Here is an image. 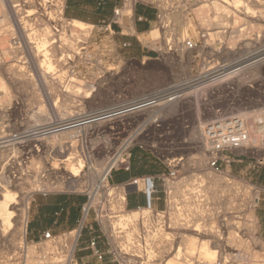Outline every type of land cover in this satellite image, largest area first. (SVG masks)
<instances>
[{"label": "rangeland", "instance_id": "1", "mask_svg": "<svg viewBox=\"0 0 264 264\" xmlns=\"http://www.w3.org/2000/svg\"><path fill=\"white\" fill-rule=\"evenodd\" d=\"M13 1L15 2L12 4L10 0H0V80L4 83V86L0 88L2 91V94L0 93V174L11 176L13 179L11 184L18 186L20 196L10 202L11 207L17 206L16 213L11 214L10 223L2 222L5 214L0 212V264H53L57 262V254L53 251L51 241L42 239L39 242H34L27 240L25 236L32 199L37 194H43V191L48 193L58 191L82 193L87 189V185H94L98 181V175H102L103 172H100L99 169H103L106 163L104 158L109 147H117L123 140L133 137L134 139L130 142L133 146L132 152L134 150L136 152L138 150L149 151L156 157L157 149L152 148V145L157 144L163 150H161L162 152H166V145L170 140L156 141L154 137L161 133H172V131L174 138L177 139L175 143L178 144L177 149L173 150V154L184 156L175 183L185 178L189 179L183 188V199L191 207L192 204L196 205L201 217L198 221L199 231L193 230L197 227L193 225V220L188 224L183 220L181 226L177 228L178 230L173 228L171 221L169 229L172 233L169 236L170 241H167L170 246L165 250L166 258L173 259L182 254L186 258L182 264H207L205 249H210V251L215 249L212 261H207L208 264H216L217 261L222 262L221 264H228V262H230L229 264L235 262L236 264H264V224L259 219V212L264 211V167L257 163V159L264 158V153L248 158L238 151L236 152V161L220 173L205 169L207 163V156H205V164L199 168L195 162L202 154L205 155L204 150L190 149L187 146H191V144L189 145L181 139H186L188 142L197 141L199 139L198 123L209 116L208 114L199 116L200 111L196 110L197 113L186 116L195 124L190 131L183 129L180 120H170L179 111V107L172 106L162 112L164 118H169L162 127L145 123L122 126L117 123L100 122L81 129L72 128L68 131L61 130L49 134L41 132L42 126L58 123L60 117L64 116L59 115L57 109L71 110L69 112L76 117L82 113L110 106L119 100L143 96L174 79H181L192 72L199 71L204 63L206 64L204 59L216 53L215 49L219 47V40L229 43L232 37L230 28H236L237 55L242 57L247 42L252 47L258 39L264 40V0H241L238 7H234L237 0H141L139 3L149 2L158 12L157 21L153 23L152 29L161 31L160 36L153 40H145L144 36H141L145 44L150 42L149 44L157 50V57L126 61H114L119 53L124 52L120 49L122 44L119 46V43L101 25L78 19L87 23L83 27L89 31L85 34L78 33L72 27L74 18L67 16L66 10L63 16L59 15L58 17L62 20L61 25H56L55 22H50L49 19L52 16L48 13V16L46 15L44 7H36L34 2L25 4L24 0ZM215 4H218V7H225V9L216 10ZM12 5H16L17 8H13ZM200 8H203L202 15L197 13V9ZM3 12L10 16V21L3 16ZM15 12H18L20 16L14 17ZM201 16H206L207 22L202 24ZM17 19L21 23L24 22L21 27L18 26ZM225 19L228 20L224 21L228 25L221 24V20ZM131 21L125 13L119 18V25L123 27L124 32L133 31V27L130 25L133 21ZM223 27L227 30L226 32L219 30ZM49 30L52 31L50 34L57 32L52 42L57 43L55 48L58 49L54 48L55 50H53V47L50 46V50L44 51L43 48H38V42ZM203 31L211 32L209 36L211 38L207 36V39L204 40L201 35ZM218 31L223 34H219ZM42 34L43 36H41ZM188 38L197 41L198 47L185 49L182 42ZM35 46H37V52L35 51L33 54L31 47ZM181 49L184 51L183 54ZM35 57L37 59L40 57V61H35ZM181 64L188 65L189 68L179 71L178 75H173L172 69ZM42 68L49 72L45 73V76H48L46 79L42 77ZM15 74H22L23 77L18 79L14 76ZM250 77L248 71L243 72L237 78L238 86L233 94H229L225 89L221 90L225 101H234V108L248 115L252 111H264L260 109L264 103V86L261 85L263 82L256 76ZM248 79L249 81L245 83ZM54 104H57L58 108ZM43 112L47 113V119L44 118L45 113L43 114ZM40 114H43L41 118ZM150 114L143 113L141 116L149 118ZM119 128L125 129L120 135L123 140L116 139L115 134ZM169 138H173V135ZM156 161L160 167L164 168L158 158ZM36 164L37 166H35ZM3 169H5L4 172ZM90 169L98 170L91 171ZM198 169L203 170L199 171ZM74 170L77 178L72 174ZM151 170L156 173L164 169ZM127 174L126 172H117L113 179L119 180ZM224 180L228 181L224 182ZM231 180L238 183L235 188L241 194L240 202L237 203V212L233 214L232 228L229 229L220 225V221L223 218L228 219L229 216H222L221 219L217 218L216 213L223 214L224 212L226 214L225 196L231 183H234ZM162 185L163 183H160L161 187ZM220 190L221 192H218ZM216 193L220 195L217 196ZM136 197L137 195H133L130 198L131 204ZM256 197H258L257 203L255 202ZM178 206L180 212L183 213L182 203ZM170 211L169 209L168 212ZM128 212L131 213V216L137 215L136 217L141 220L147 210L137 212V210L128 209L124 213ZM126 224L128 223H116V225L122 226H126ZM209 228L219 230L222 241L211 237ZM234 230L236 234H234ZM23 231H25L24 234H21ZM87 235L88 231H86L81 244L85 243ZM236 235L241 240V244L238 246L231 240ZM163 236L164 239L168 238L166 232ZM224 237L226 238L224 239ZM191 238H194L193 246L189 244ZM177 243L181 245L178 254H176L177 248H174ZM230 246L231 248H229ZM193 247L195 250L191 254ZM31 249L33 251H30ZM79 253L89 254L87 251H79L76 258Z\"/></svg>", "mask_w": 264, "mask_h": 264}, {"label": "built area", "instance_id": "2", "mask_svg": "<svg viewBox=\"0 0 264 264\" xmlns=\"http://www.w3.org/2000/svg\"><path fill=\"white\" fill-rule=\"evenodd\" d=\"M24 1L25 4L34 2L36 7H44L46 13L53 18L59 15L63 16L67 7V0ZM140 1L120 0V4L114 8L112 23H119V18L124 13L133 21L135 6ZM110 27L111 23L106 25V29ZM235 29L230 28L229 30L232 37L228 44L219 40V47L215 49L216 53L204 59L206 64L204 63L199 71L192 72L181 79H174L140 98L128 99L113 106L86 113V116L75 120H89L84 125L91 123L90 126L99 122H110L122 126L145 123L162 127L169 119L168 117L164 118L162 112L155 115L150 114L149 118L141 115L147 113L145 111L150 108L181 102L179 109L177 108L179 111L170 120H180L185 131H190L194 127V122L186 116L197 113V108L200 109L199 116L209 115L198 123L199 139L197 141L188 142L186 139H181L185 143L191 144V146H187L190 149L204 150L207 156L205 169H210L215 173L222 172L223 169L230 167L236 161V152L238 151L248 158L264 153V111H252L249 115L239 112L234 108V101H225L221 95L222 89H225L229 94L235 93L236 86H238L237 78L245 71H248L250 78L253 76L260 78L263 82L261 85L264 86V40L258 39L252 47L247 42L244 55L239 57ZM219 30L227 31L224 27ZM220 31L218 33L223 34ZM201 35L206 40L209 32L203 31ZM182 44L187 49L198 47V42L189 38L183 40ZM254 69H259V72L254 73L252 71ZM250 86L252 85L250 84ZM260 109L264 110V103ZM202 111L204 112L202 113ZM60 125L51 123L42 126L41 132L59 129ZM110 128L113 129V127ZM124 131V128L118 129L115 134L117 140H123L120 135ZM171 135L173 138L170 139ZM174 137L173 131L154 137L156 141L170 140L169 143L167 142L166 152H162L163 150L157 144L152 145V148L157 149L156 157L163 164L164 170L156 173L134 174L121 182H113L111 174L117 170L125 172L132 170L133 146L130 142L134 138H127L119 146L109 147L106 150L104 158L106 163L103 169H99L105 175L100 182L96 181L94 185H87V189L82 191L86 194L87 199L81 207V218L77 226L61 233L45 231L41 238V240L45 239L53 243V251L56 252L58 259L54 263L77 264L76 254L79 251L89 252L98 264L166 263L165 250L170 246L167 241H170L169 236L172 233L169 229L171 219L170 212H168L170 209L168 185L175 183L179 169H181L180 165L184 160L183 155L173 154V150L178 146L175 143L177 139ZM257 163L264 167V158L257 159ZM160 183H163L162 187ZM134 192L144 193V206L130 207L127 197L128 194ZM42 193L47 194L48 192L43 191ZM159 202L162 203V207L157 206ZM128 209L139 212L147 210V212L142 215L141 220L134 223L126 224V226L116 225L121 220V214ZM86 231H88V235L85 243L81 244ZM165 232L168 233L169 240L167 241L163 236ZM179 246H181L180 243H177L174 248ZM231 264H236V262Z\"/></svg>", "mask_w": 264, "mask_h": 264}, {"label": "crops", "instance_id": "3", "mask_svg": "<svg viewBox=\"0 0 264 264\" xmlns=\"http://www.w3.org/2000/svg\"><path fill=\"white\" fill-rule=\"evenodd\" d=\"M119 4L120 0H105L102 2L100 0H67L66 14L74 18L72 20L84 19L93 24L101 25L119 43V46L122 44L123 47L121 46L120 49L124 52L119 53L114 61L143 60L157 57V50L149 44L150 42L145 44L141 38V36L152 30L153 23L157 21L158 12L155 7L147 3L136 4L135 17L133 22L131 21L133 24H130L133 31L129 33L124 32L119 23H112L114 8ZM109 23H111V27L106 29V25ZM125 43L127 45H124ZM156 159L157 157H154L149 151L138 150L136 152L134 150L131 159L132 170L126 172L128 174L119 180L113 179L115 173L125 171H113L111 180L121 182L129 179L134 174L154 173L151 169H163L158 165ZM133 195H137V197L131 204L130 198ZM86 199V194L74 191L37 194L32 199L28 211L25 233L27 240L37 242L41 240L45 231L61 233L76 227L81 218V207ZM127 200L130 207L133 208L137 205H145L143 192L130 193ZM157 206L162 207L163 205L159 202ZM259 219L264 224V211L259 212ZM77 261L79 264H98L90 254L82 255L79 253Z\"/></svg>", "mask_w": 264, "mask_h": 264}, {"label": "bare ground", "instance_id": "4", "mask_svg": "<svg viewBox=\"0 0 264 264\" xmlns=\"http://www.w3.org/2000/svg\"><path fill=\"white\" fill-rule=\"evenodd\" d=\"M203 1V0H202ZM206 1V0H205ZM257 1V0H256ZM10 2L13 4L15 1H13V0H10ZM18 2V1H17ZM245 2V1H244ZM249 2V1H248ZM6 3H7V1H6ZM241 4V0H237L236 1V4L234 5V7H238L239 5ZM263 4V3H262ZM3 5V4H2ZM9 5V4H8ZM230 5V4H229ZM252 5V4H251ZM12 7L13 8H17V6L16 5H12ZM19 7V6H18ZM253 8H254V6H252ZM256 7V6H255ZM216 10H222V9H225V7H218V4H215V7H214ZM263 8V7H262ZM11 9V8H10ZM30 9V8H29ZM211 9V8H210ZM209 9V10H210ZM213 9V8H212ZM259 9V8H258ZM262 10V9H261ZM11 11V10H10ZM31 11V10H30ZM39 11V10H38ZM37 12V10L35 11V13ZM42 12V11H41ZM44 12V11H43ZM203 8H200V9H197V13L198 14H200V15H202L203 13ZM214 12H215V10H214ZM259 12V11H258ZM22 13H24L23 11H22ZM247 13V12H246ZM178 14V13H177ZM219 14V13H218ZM221 14V13H220ZM35 15V14H34ZM42 15V14H41ZM46 15H47V13H46ZM3 16L7 19V20H11L10 19V16L6 13V12H3ZM13 16L14 17H19L20 15H19V13L18 12H15L14 14H13ZM48 16V15H47ZM262 16V15H261ZM22 17V16H21ZM28 17V16H27ZM33 17V16H32ZM37 17V16H36ZM45 17V16H44ZM59 16H57L56 18H52V17H50V22L52 21V22H55L56 23V25L58 24V25H61V23H62V20H61V18H58ZM221 17V16H220ZM226 17H227V15H226ZM48 18V17H47ZM229 18V17H228ZM238 18V17H237ZM27 19V18H26ZM34 19V18H33ZM206 19H207V17L206 16H201V21H202V24L206 21ZM214 19V18H213ZM218 19V18H217ZM30 20V19H29ZM43 20V19H42ZM210 20H211V18H210ZM227 19H225V20H221V24H224L225 22L224 21H226ZM249 20V19H248ZM28 21V20H27ZM73 21V23H72V27H74L75 28V31L76 32H81L82 34H85V33H87V32H89V31H86V27H83V25H87L86 24V22L84 23V22H81V21H78V20H72ZM228 21V20H227ZM230 21H231V19H230ZM253 21V20H252ZM32 22V21H31ZM184 22V21H183ZM207 22V21H206ZM211 22V21H210ZM17 23H18V26H22L23 25V23H21V21H19L18 19H17ZM30 23V22H29ZM213 23H214V21H213ZM28 24V23H27ZM64 24V23H63ZM217 24V23H216ZM225 24H227V23H225ZM66 25V24H65ZM209 25H211V24H209ZM219 25V24H218ZM228 25V24H227ZM204 26H206L205 24H204ZM203 26V27H204ZM221 26V25H220ZM19 27V28H20ZM28 27V26H27ZM47 29V28H46ZM48 30V29H47ZM26 32V31H25ZM45 32V31H44ZM50 32H52L51 30H49L47 33L45 32V34H44V38H42L39 42H38V48H43L42 50H47V49H49L50 48V46H52L53 47V50H55V49H58V48H55V46H56V44L54 43V42H52L54 39H55V36H56V34L55 33H57V32H55L54 34H50ZM67 32V31H66ZM160 32L161 31H159L158 29H152L151 31H149L148 33H146V35H144V39L146 40H153V39H156V38H158L159 36H160ZM183 33V32H182ZM26 34V33H25ZM43 34L41 35V36H43ZM68 35V34H67ZM211 35V32H209V35H208V37ZM38 36V35H37ZM68 37V36H67ZM33 38V37H32ZM82 38V37H81ZM81 38H79V39H81ZM209 38H211V37H209ZM35 41V40H34ZM73 41V40H72ZM51 42V43H50ZM50 43V44H49ZM61 43V42H60ZM78 44V43H77ZM76 44V45H77ZM180 44V43H179ZM35 45V44H34ZM79 45V44H78ZM183 45V47H185L184 46V44H182ZM181 45V46H182ZM77 47V46H76ZM55 48V49H54ZM12 49V48H11ZM26 49V48H25ZM51 49V48H50ZM49 49V50H50ZM180 49V48H179ZM185 49H187V48H185ZM27 51V50H26ZM31 51H32V53L34 54V52L36 51L37 52V46H35V47H31ZM59 51V50H58ZM62 51V50H61ZM69 52V51H68ZM68 52H67V54H68ZM181 52H182V54L184 53V51L181 49ZM51 53V52H50ZM56 53H57V51H56ZM54 54V53H53ZM70 54V53H69ZM52 55V54H51ZM58 55H60V54H58ZM53 56H55V55H53ZM61 56V55H60ZM63 56V55H62ZM69 56V55H68ZM32 58V57H31ZM40 58V57H39ZM37 59V57H35L34 58V60L35 61H37V60H39L40 61V59ZM52 58V57H51ZM58 58V57H57ZM65 58V57H64ZM54 59V58H53ZM62 59V58H61ZM52 60V59H51ZM50 60V61H51ZM60 60V59H59ZM53 61V60H52ZM62 61V60H61ZM2 62V61H1ZM5 62V61H4ZM66 62V61H65ZM34 63V62H33ZM53 63V62H52ZM62 63V62H61ZM60 63V64H61ZM41 65V64H40ZM7 66H9V65H7ZM64 66V65H63ZM62 66V67H63ZM12 67V66H11ZM41 67H43V66H41ZM61 67V66H60ZM179 68V69H178ZM187 68H189V66L188 65H184V64H181V65H179L178 67H176V68H173L172 69V71H173V75H178L177 73L179 72V71H185ZM8 69V68H7ZM13 71H14V69H13ZM7 72V71H6ZM11 72H12V70H11ZM10 72V73H11ZM254 73H257L258 72V69H255L254 71H253ZM15 73V72H14ZM21 73H23V72H21ZM45 73H49L48 72V70H46L45 68H42V77H43V79H46V77H48V76H45L46 74ZM187 74V73H186ZM25 75V74H24ZM1 76V75H0ZM16 78H22L23 77V75L22 74H15L14 75ZM3 77V76H2ZM37 77H38V75H37ZM50 79H51V77H50ZM21 80V79H20ZM49 80V79H48ZM7 81V80H6ZM76 82V81H75ZM10 84V83H9ZM47 84H48V82H47ZM52 84V83H51ZM49 85V84H48ZM88 85V84H87ZM4 86V83L0 80V88H2ZM76 86V85H75ZM82 86H84V85H82ZM82 92V91H81ZM0 93L2 94V91L0 90ZM72 93V92H71ZM68 95H69V93H68ZM67 96V95H66ZM69 96H71V95H69ZM68 96V97H69ZM140 97H142V96H140ZM140 97H135V98H133V99H137V98H140ZM128 100V99H127ZM123 101H125V100H119V101H117L116 103H114V104H112L111 106H113V105H115V104H118V103H121V102H123ZM181 105V102H176V103H173V104H171V105H167V106H160V107H156V108H150V109H148L147 111H145V112H147V113H151L152 115H155L156 113H161V112H163V111H166L168 108H170V107H172V106H177V107H179ZM54 106L56 107V108H58V105L57 104H54ZM104 108H107V106L106 107H103V108H99V109H96V110H100V109H104ZM70 109V108H69ZM58 110V114L59 115H64V116H62V117H60V120L58 121V123L57 124H61L60 126V128L59 129H53V130H51V131H49V132H44V134H49V133H55V132H57V131H61V130H67L68 131V129H72V128H77V129H81V128H84V127H87V126H89L91 123H89V124H87V125H84V123H86V122H89V120L87 121V120H84V121H81L82 119H78V120H75L76 118H81V117H83V116H86V113H89V112H94V111H96V110H92V111H89V112H86L85 114L83 113V114H80V115H78V116H76V117H74L73 115L74 114H72L71 112H69V111H71V110H69V111H62V110H59V109H57ZM196 110H198V111H200V109L199 108H197ZM42 112V111H41ZM68 112V113H67ZM40 113V112H39ZM45 112H43V114H44ZM126 113H128V114H131V113H133V112H126ZM43 114H40V118H41V116L43 115ZM151 115V116H152ZM44 118H46L47 119V117H48V115H47V113H45L44 115ZM77 121V122H76ZM96 122H98V121H96ZM94 123V122H93ZM100 123V122H99ZM63 125V126H62ZM77 125V126H76ZM251 130H252V128H250ZM73 132V131H72ZM40 134V133H39ZM42 134V133H41ZM53 136H55V135H53ZM47 137H50V136H47ZM40 139V138H39ZM3 142V141H2ZM45 142V141H44ZM205 156H206V153H205V155L204 154H202V156L201 157H199L198 159H197V161L195 162V164H197L198 165V167L199 168H201V167H203V165L205 164V160H206V158H205ZM76 158V157H75ZM67 160H69V158H67ZM71 161H72V159H71ZM15 162V161H14ZM34 165V164H33ZM1 166V165H0ZM35 166H37V164L35 165ZM5 168V167H4ZM38 168V167H37ZM36 168V169H37ZM72 169H75V168H72ZM106 169V168H105ZM4 170L5 169H3V172H4ZM199 171H201V170H203V169H198ZM2 173V172H1ZM39 173V172H38ZM213 173V172H212ZM72 174L74 175V176H76V178H77V174H76V172H75V170H74V172L72 171ZM207 174H209V173H207ZM206 174V175H207ZM1 176H0V212H1V214H5V218L2 220V222H8V223H10L11 222V214L12 213H14L15 211H17V206L16 205H14L13 207H11V204H10V202H12L13 200H15V199H17V197L18 196H20V190L18 189V186L17 185H14V184H11L12 183V180L13 179H11V176L8 174V175H3L2 176V174H0ZM79 175V174H78ZM98 175V174H97ZM104 175H105V173L103 172L102 173V175H98V182H100V180L104 177ZM205 175V176H206ZM73 176V177H74ZM208 176V175H207ZM97 177V176H96ZM210 177V176H209ZM218 178V177H217ZM73 179V178H72ZM213 179V178H212ZM230 179V178H229ZM188 180L189 179H183L182 181H179V182H176V183H174V184H172V185H168V189H169V204H170V218H171V221H172V226H173V228H175V229H177L179 226H181V223H182V221L183 220H185V222L188 224L189 222H191L192 220H193V225H196L197 227L196 228H194L193 230L194 231H199V226H200V224L198 223V221H199V217H201L200 216V212H199V208L197 207L196 208V205L195 206H193V204H192V207H191V205H188L187 203V201L185 202V199H183V188L187 185V183H188ZM219 180V179H218ZM221 180V179H220ZM226 181H228V180H226ZM225 180H224V182H226ZM230 181V180H229ZM232 181V180H231ZM219 182V181H218ZM232 182H234V181H232ZM26 183V182H25ZM218 184V183H217ZM237 184L238 183H236V182H234V183H231V186H230V188L228 189V191H226V193H227V195L226 194H224V195H226L225 196V204L227 205V207H226V214H224V212H223V214H221L220 212H218V213H216L217 214V218H221L222 216H225V215H227V216H229V218L227 219V218H221L222 219V221H220V225L223 227H227V228H232L231 227V223H232V221H234L233 220V214L234 213H236L237 211V209H238V206H237V203L238 202H240V194H239V191H237V189L235 188V185L237 186ZM20 185V184H19ZM43 186V185H42ZM196 186V185H195ZM212 186V185H211ZM209 187V186H208ZM215 187V186H214ZM24 188V187H23ZM202 188H203V186H202ZM201 188V189H202ZM247 188V187H246ZM39 189V188H38ZM205 189H206V187H205ZM217 189V188H216ZM219 189V188H218ZM217 189V190H218ZM204 190V189H203ZM225 190V189H224ZM227 190V189H226ZM214 191V190H213ZM34 192V191H33ZM186 192V191H185ZM218 192H221V190L220 191H218ZM225 192V191H224ZM244 192V191H243ZM217 194V193H216ZM219 194V193H218ZM218 194H217V196H218ZM220 195V194H219ZM29 196V195H28ZM22 197V196H21ZM26 197V196H25ZM217 198V197H216ZM218 199V198H217ZM220 199V198H219ZM256 199V203H257V200H258V197H256L255 198ZM26 201V200H25ZM219 202V201H218ZM180 203H182V205L184 206V209H182L184 212L183 213H181L180 212V207L178 206ZM199 206V205H198ZM241 208V207H240ZM26 210V209H25ZM19 212H20V210H19ZM27 212V211H26ZM138 212V211H137ZM186 212V213H185ZM239 212V211H238ZM16 213V212H15ZM185 213V214H184ZM213 213V212H212ZM138 214V213H137ZM203 214V213H202ZM185 217H184V216ZM206 215H207V213H206ZM238 215V214H237ZM21 216V215H20ZM23 216V215H22ZM137 216V215H136ZM136 216H131V213H123V214H121V220L119 221L120 223H128V224H131V223H134L135 221H138L139 220V218H137ZM140 216V215H139ZM138 216V217H139ZM204 216V215H203ZM202 216V218H204ZM211 216V215H210ZM210 216H209V218H210ZM216 216V215H215ZM235 216V215H234ZM25 217V216H24ZM226 217V216H225ZM236 217V216H235ZM252 218V217H251ZM22 220V219H21ZM238 222V221H237ZM25 224V223H24ZM185 224V223H184ZM240 224V223H239ZM237 225V224H236ZM242 225V224H241ZM15 226V225H14ZM235 226V225H234ZM187 228V227H186ZM188 228H190V227H188ZM221 228V227H220ZM240 228V227H239ZM236 229V228H235ZM13 230H14V227H13ZM23 230V229H22ZM178 230V229H177ZM188 230V229H187ZM221 230V229H220ZM237 230V229H236ZM240 230V229H239ZM203 231V230H202ZM229 231V230H228ZM233 231V230H232ZM238 231V230H237ZM20 232V231H19ZM24 232L25 231H23V232H21V234L23 233L24 234ZM175 232V231H174ZM209 234H210V236L211 237H213L214 239H216V240H221V235H220V233H219V230H216V229H213V228H209ZM224 232V231H223ZM222 232V233H223ZM168 234V233H167ZM187 234V233H186ZM234 234H236L235 233V230H234ZM239 234V233H238ZM183 235V234H182ZM223 235V234H222ZM24 236V235H23ZM178 236V235H177ZM184 236H186V235H184ZM232 236H233V234H232ZM241 236V235H240ZM16 237V236H15ZM181 237V236H180ZM226 237H224V239H225ZM230 238V237H229ZM228 238V239H229ZM232 238V237H231ZM240 238V237H239ZM238 237H237V235L236 236H234L233 237V239H231V240H233L234 242H236V246H238V245H240L241 244V240L239 239ZM243 238V237H242ZM23 239V238H22ZM166 239V241H167V237L165 238ZM186 239V238H185ZM194 238H191L190 239V246H193L194 245V240H193ZM1 240V239H0ZM21 240V239H20ZM244 240V239H243ZM172 241H175L174 239H172ZM182 241H183V239H182ZM205 241V240H204ZM222 241V240H221ZM224 241V240H223ZM226 241V240H225ZM224 241V242H225ZM230 241V240H229ZM246 241V240H245ZM187 242V241H186ZM223 242V243H224ZM231 242V241H230ZM173 243V242H172ZM184 243V242H183ZM229 243V242H228ZM243 243V242H242ZM47 244V243H46ZM231 244V243H230ZM183 246H185V245H183ZM222 246V245H221ZM224 246H225V244H224ZM49 247H51V246H49ZM219 247V246H218ZM217 247V248H218ZM234 247V246H233ZM32 248V247H31ZM229 248H231V246L229 247ZM236 248V247H235ZM221 249V248H220ZM238 249V248H237ZM29 250V249H28ZM47 250V249H46ZM179 250H180V248L178 247L177 249H176V254H178L179 253ZM193 250H195V247H193L192 249H191V252L193 251ZM224 250V249H223ZM239 250V249H238ZM30 251H33V249H31ZM225 251H227V250H225ZM28 252V251H27ZM205 252H206V254H205V259H207L206 260V263L208 264L209 262H207V261H212V258H213V256H214V254H215V252H216V250L215 249H213L212 251H210V249H205ZM232 252V251H231ZM34 254V253H33ZM175 254V255H176ZM191 254H193V252L191 253ZM225 254V253H224ZM227 254H230V253H227ZM233 254V253H232ZM37 256V255H36ZM30 257V256H29ZM28 257V258H29ZM35 257V256H34ZM198 257H199V255H198ZM227 257H228V255H227ZM38 258V257H37ZM188 258V257H187ZM203 258V257H202ZM33 259V258H32ZM186 258L182 255V254H179V255H177V257H175V258H171V259H169V258H167V260H166V263L165 264H182L183 262L182 261H184ZM192 260V259H191ZM200 260V259H199ZM198 260V261H199ZM32 261H34V260H32ZM197 261V260H196ZM203 261V260H202ZM205 263V262H204ZM222 262H220V261H217L216 262V264H221ZM37 264V263H36ZM39 264V263H38ZM55 264V263H54Z\"/></svg>", "mask_w": 264, "mask_h": 264}]
</instances>
